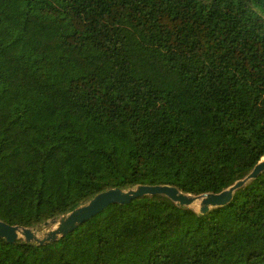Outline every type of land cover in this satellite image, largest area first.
Returning a JSON list of instances; mask_svg holds the SVG:
<instances>
[{"label": "trees", "instance_id": "obj_1", "mask_svg": "<svg viewBox=\"0 0 264 264\" xmlns=\"http://www.w3.org/2000/svg\"><path fill=\"white\" fill-rule=\"evenodd\" d=\"M264 157V0H0V221L139 185L219 193ZM0 264H264V173L200 215L112 205Z\"/></svg>", "mask_w": 264, "mask_h": 264}, {"label": "water", "instance_id": "obj_2", "mask_svg": "<svg viewBox=\"0 0 264 264\" xmlns=\"http://www.w3.org/2000/svg\"><path fill=\"white\" fill-rule=\"evenodd\" d=\"M264 173V157L253 167L243 179L236 181L229 188L219 193H206L198 196L184 194L171 186H144L139 185L127 190L111 189L95 195L86 204L79 206L68 214L53 218L42 224L43 228H50L42 236L35 232L36 228H20L9 226L0 221V239L8 244L22 240L25 244H36L39 247L56 243L71 234L78 227L90 221L112 205H128L132 201L143 198L162 196L167 198L178 208H187L200 215H207L211 211L228 206L235 192L257 179ZM197 205L195 211L193 207ZM21 236V238L19 237Z\"/></svg>", "mask_w": 264, "mask_h": 264}, {"label": "rangeland", "instance_id": "obj_3", "mask_svg": "<svg viewBox=\"0 0 264 264\" xmlns=\"http://www.w3.org/2000/svg\"><path fill=\"white\" fill-rule=\"evenodd\" d=\"M50 230V228H43L42 225L35 229V232L38 236H42L46 231Z\"/></svg>", "mask_w": 264, "mask_h": 264}, {"label": "bare ground", "instance_id": "obj_4", "mask_svg": "<svg viewBox=\"0 0 264 264\" xmlns=\"http://www.w3.org/2000/svg\"><path fill=\"white\" fill-rule=\"evenodd\" d=\"M193 209L195 210V211H197V209H198V206L197 205H195L194 207H193ZM20 238H21V236H19Z\"/></svg>", "mask_w": 264, "mask_h": 264}]
</instances>
